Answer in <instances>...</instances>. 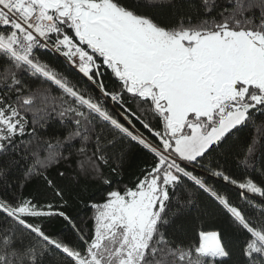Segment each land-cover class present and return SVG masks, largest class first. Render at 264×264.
I'll return each instance as SVG.
<instances>
[{"label":"snow or ice","instance_id":"obj_1","mask_svg":"<svg viewBox=\"0 0 264 264\" xmlns=\"http://www.w3.org/2000/svg\"><path fill=\"white\" fill-rule=\"evenodd\" d=\"M0 264H264V0H0Z\"/></svg>","mask_w":264,"mask_h":264}]
</instances>
